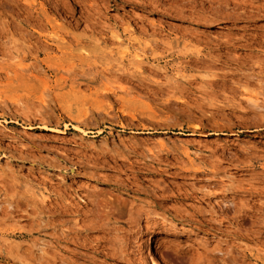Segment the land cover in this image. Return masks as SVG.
Segmentation results:
<instances>
[{"label":"rangeland","instance_id":"rangeland-1","mask_svg":"<svg viewBox=\"0 0 264 264\" xmlns=\"http://www.w3.org/2000/svg\"><path fill=\"white\" fill-rule=\"evenodd\" d=\"M209 1L0 0V264H264V122L205 90L264 91V0Z\"/></svg>","mask_w":264,"mask_h":264},{"label":"bare ground","instance_id":"bare-ground-1","mask_svg":"<svg viewBox=\"0 0 264 264\" xmlns=\"http://www.w3.org/2000/svg\"><path fill=\"white\" fill-rule=\"evenodd\" d=\"M211 1H213V0H211ZM211 1H209V2H211ZM219 1V0H218ZM189 2H190V0H189ZM215 2V1H214ZM213 2V3H214ZM217 2V1H216ZM220 2V1H219ZM243 2V1H242ZM147 3V2H146ZM247 3V2H246ZM249 4V3H248ZM215 5H216V3H215ZM237 5V4H236ZM239 6V5H238ZM263 6V5H262ZM215 7V6H214ZM255 7V6H254ZM252 5H246V6H243L242 8H240L241 10L240 11H238V9L237 8H235V6H234V9H233V11L231 12H229V13H232V18H235V19H237V20H239V21H245V20H251L252 21V19L253 18H255V16L256 15H254V13L253 14H251L253 11L252 10H256V8H254ZM193 8V7H192ZM216 8H218V12H220L221 13V11L219 10L220 8H222L221 10H223L224 9V11H222V13L223 14H225L226 16H227V18H228V16H229V18H230V15H227L225 12L227 11L228 12V4L226 3V4H220V5H218L217 4V6H216ZM258 9V8H257ZM262 9V8H261ZM232 10V9H231ZM254 10V11H255ZM258 12V10H256V13ZM215 13V12H214ZM221 13V14H222ZM259 13H262V12H260L259 11ZM216 14V13H215ZM221 15L222 17H223V19L224 18H226V17H224V15ZM213 15V14H212ZM261 15V14H260ZM221 16L219 17L218 16V20L220 21V19H222L221 18ZM259 16V15H258ZM31 17V16H30ZM28 18V17H27ZM231 18V19H232ZM199 19V18H198ZM29 20V19H28ZM27 20V22H29ZM229 20V19H228ZM233 20V19H232ZM203 21V20H202ZM205 22H216V21H213V19H212V21H209L208 19L207 20H204ZM254 21V20H253ZM32 25H34V24H32ZM213 25V24H212ZM41 27V26H40ZM246 28V27H245ZM4 29V28H3ZM249 29V28H248ZM2 30V29H1ZM4 31H6V30H4ZM3 31V32H4ZM247 31V30H246ZM7 32V31H6ZM32 32V31H31ZM34 32L36 33V32H38L40 35H41V33H40V31H38L37 29H34ZM249 32V31H248ZM22 34V33H21ZM254 34V33H253ZM0 35H1V33H0ZM4 35V34H3ZM25 35V34H24ZM28 35V34H27ZM31 35V34H30ZM29 35V36H30ZM5 36V35H4ZM3 36V37H4ZM6 36H8V35H6ZM252 36V35H251ZM2 36H0V43L2 42V40L4 39ZM32 37V36H31ZM263 37V36H262ZM3 38V39H2ZM17 39V38H16ZM23 39V38H22ZM196 39V38H195ZM8 40H9V38H8ZM26 40V39H25ZM229 40V39H228ZM13 41V40H12ZM38 41V40H37ZM255 41V40H254ZM5 42V41H4ZM4 42H2V43H4ZM15 42H17V41H15ZM229 42V41H228ZM228 42H227V40L225 39V41H223V42H219V49H223V48H229V46H227V44H228ZM10 43V42H9ZM20 43H23V42H21L20 41ZM217 43V42H216ZM255 43V42H254ZM38 44V43H37ZM229 44H230V42H229ZM233 44V43H232ZM1 46H2V44H0ZM4 45H6V42H5V44ZM9 46L11 45V44H8ZM7 45V46H8ZM13 45V44H12ZM242 45H239V46H236L235 48L236 49H241L242 47H241ZM216 47V46H215ZM246 47V46H245ZM4 48H5V46H4ZM10 48V47H9ZM10 49H12V48H10ZM20 49V48H19ZM18 49V50H19ZM28 49V48H27ZM37 49H38V47H37ZM7 50V49H6ZM15 50V49H14ZM39 50V49H38ZM17 51V50H16ZM18 52V51H17ZM4 53V52H3ZM6 53V52H5ZM11 53V52H10ZM190 55L194 58V60H195V62H197V63H206V62H204L205 60H208V58L201 52V51H194V52H190ZM258 56V55H257ZM212 57V61H213V63H218V62H224V61H229V59H233V60H235V61H237L238 62V59L240 58L241 59V57L240 56H237V55H234V54H227V53H219V54H216V56L214 57V56H211ZM214 57V58H213ZM251 57V56H250ZM244 58V57H243ZM193 60V59H192ZM210 61H211V59H210ZM241 61H242V59H241ZM244 62V61H243ZM264 62V61H263ZM220 64V63H219ZM241 64V66H245V64L244 63H242V62H240L239 63V65ZM208 65H211L212 67H213V65L210 63V64H208ZM207 65V66H208ZM216 65V64H215ZM35 67V66H34ZM36 67H37V65H36ZM39 67V66H38ZM210 67V66H209ZM22 68V67H21ZM251 68V67H250ZM252 68L253 69H255V68H259L260 69V71L262 72V70H264V63H260L259 64V66H254V65H252ZM212 69V68H211ZM214 69V68H213ZM217 70V69H216ZM244 70V69H243ZM212 71V70H211ZM215 72V71H214ZM213 72V73H214ZM210 73H212V72H210ZM226 74V73H225ZM207 75V74H206ZM214 75H219V74H217V73H215ZM214 75H213V77H214ZM243 75H245L244 73H243ZM250 79L252 78V79H257L258 77H255L254 78V76L255 75H252V72L251 73H247L246 74ZM209 76V75H208ZM212 76V75H211ZM215 77H217V76H215ZM219 77V76H218ZM210 78V77H209ZM224 78H226V77H224ZM241 78V77H240ZM259 79V78H258ZM257 79V80H258ZM261 80V79H260ZM259 80V81H260ZM262 81V80H261ZM180 82V81H179ZM204 82V81H203ZM208 82V81H207ZM211 83V82H210ZM259 83H261V82H259ZM207 84V83H206ZM219 84V83H218ZM213 86V82L211 83V84H209V86ZM233 86L234 87H232L231 89H232V95H229L228 96V94L226 95L225 94V96L222 94V96H224V98H225V100L223 99V101H220L219 103L217 102V100L213 97V95L215 94V92L214 91H212V92H214V94L212 93V92H210L211 90H209L208 89V91H207V89L205 88V90H206V92H207V95H208V97L209 98H211V99H213L214 101H210V103H216L217 104V107L218 106H220V107H222V108H225L226 106H234V107H236V108H238L239 110L240 109H242L241 111H244L245 113H249V112H252V114L254 115V117L256 118V115H259V119L261 118L262 120H263V122H264V96H261V95H264V91H258V89H257V93L255 94V95H247V88L245 87V86H243V84L241 85V80H235L234 82H233ZM258 87H260L261 88V85L260 86H258ZM208 88V87H207ZM236 88V89H235ZM241 88H243V90L241 89ZM239 89V91H241L242 90V92L245 94V95H243V97H240L239 95H237V90ZM241 89V90H240ZM246 92V93H245ZM213 94V95H212ZM216 96V95H215ZM213 97V98H212ZM223 98V97H222ZM261 98H263V99H261ZM42 99H43V97H42ZM208 100V99H207ZM44 101V100H43ZM46 102H47V100H45ZM44 101V102H45ZM209 101V100H208ZM2 102V101H1ZM45 102V103H46ZM209 103V104H210ZM4 104V103H3ZM216 104H214L213 106H215ZM243 104H245L244 105V107H243ZM7 105V104H6ZM211 106H212V104H211ZM246 106V107H245ZM231 108V107H230ZM7 109V108H6ZM238 110V111H239ZM253 117V118H254ZM258 117V116H257ZM252 118V119H253ZM254 118V119H255ZM260 119V120H261ZM259 122V121H258ZM261 125H262V123H261ZM260 173V172H259ZM251 188H254V187H251ZM251 188H247V189H245L246 191H248L249 193L248 194H256V196L257 195H260V194H258V193H261L262 191H264L263 189L261 190V189H258L257 187H256V189L254 188V189H251ZM264 188V187H263ZM245 190H243V191H245ZM261 190V191H260ZM96 193V192H95ZM155 195V194H154ZM255 196V195H254ZM89 198V197H88ZM60 201H59V204H57L59 207H58V209L60 210V212H62V213H64V214H66V215H69V216H76L75 214H80L79 213V210H76V208L74 207V205H73V203H72V201H70L69 199H64L63 197H61V199H59ZM91 202V201H90ZM96 205V204H95ZM253 207H251V209H252ZM258 211V210H257ZM59 212V213H60ZM189 213V212H188ZM140 217V216H139ZM138 218V217H137ZM73 219V217H71V220ZM82 218H80V220H81ZM70 220V221H71ZM90 220H92V219H90ZM82 222H83V224L82 225H80V222H79V220L78 221H75V222H73V226H74V229H75V234L76 235H78V234H82L83 232H81V227L84 229V231L87 233L86 235H91L90 233H88V231H90V230H94V229H96V226H97V223H95V221L93 220V221H85L84 219H82ZM88 222V223H87ZM97 222V221H96ZM264 222V221H263ZM100 223V222H99ZM102 224V223H101ZM103 225V224H102ZM72 226V227H73ZM98 227V226H97ZM80 228V229H79ZM100 228V227H99ZM128 228H130L131 229V227H128ZM71 229H73V228H71ZM70 229V230H71ZM114 229V228H113ZM122 229V228H121ZM130 229H129V231H130ZM115 230V229H114ZM120 230V229H119ZM126 230V229H125ZM128 230V229H127ZM83 231V230H82ZM128 236V235H127ZM73 238V237H72ZM91 238V237H90ZM174 238V237H173ZM78 239V238H77ZM180 239V238H179ZM168 240H166L165 239V237L164 236H161L157 241H156V244H155V253L159 256V258L161 259V261H163L164 262V264H171L170 263V261L167 259V257L164 255V253H163V249L166 247V245H167V242ZM182 244H181V246L183 245V246H189V245H193L192 244V241H191V239H189L188 237L186 238H183L181 241H180ZM169 244V243H168ZM167 246H169V245H167ZM95 247V246H94ZM101 248V247H100ZM123 248V247H122ZM198 249V248H197ZM96 250V249H95ZM99 250V249H98ZM118 251H120V250H118ZM117 251V252H118ZM221 251V250H220ZM122 252V251H121ZM123 253V252H122ZM122 253H121V255H122ZM105 255V254H104ZM106 256V255H105ZM206 256H208V255H206ZM209 257V256H208ZM210 259V258H209ZM146 260V259H145ZM203 261V260H202ZM201 261V262H202ZM214 262V261H213ZM144 263V262H143ZM147 263V262H146ZM203 263V262H202ZM210 264V263H209Z\"/></svg>","mask_w":264,"mask_h":264}]
</instances>
